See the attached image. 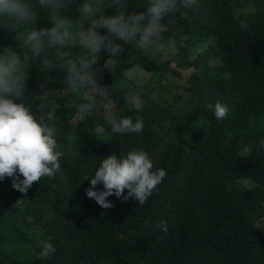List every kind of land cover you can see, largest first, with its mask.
Here are the masks:
<instances>
[{"label":"trees","instance_id":"1","mask_svg":"<svg viewBox=\"0 0 264 264\" xmlns=\"http://www.w3.org/2000/svg\"><path fill=\"white\" fill-rule=\"evenodd\" d=\"M80 3L40 9L34 26L48 27L56 15L75 22ZM144 3L129 0L125 14ZM241 19L248 29L239 27ZM163 23L155 45H123L112 72L99 51L93 68L108 98L81 117L76 106L84 96L68 90L56 50L32 57L18 39L29 25L0 18V47H12L27 67L23 102L55 127L62 153L53 176L25 193L13 189L9 177L0 180V264H222L225 258L264 264V223L252 228L264 220V191L254 187V181L264 184V157L255 164L257 138L264 136V0H198L194 10L180 9ZM159 46L172 55L153 57ZM66 50L73 58L81 52L75 45ZM134 68L149 77L131 79ZM189 68L194 73L179 88L177 70ZM217 102L229 106L223 122L210 109ZM124 116L142 119L141 131L112 132ZM133 148L144 149L165 176L143 205L109 196L112 206L101 208L85 196V176L104 155ZM161 220L167 233L156 227ZM44 239L56 250L42 260Z\"/></svg>","mask_w":264,"mask_h":264},{"label":"clouds","instance_id":"2","mask_svg":"<svg viewBox=\"0 0 264 264\" xmlns=\"http://www.w3.org/2000/svg\"><path fill=\"white\" fill-rule=\"evenodd\" d=\"M68 3L69 0H0V18L29 25V29L18 39L20 47L27 48L32 57L40 55L46 49L56 50L55 62L66 72L65 84L68 90L84 96L76 106L82 117L83 114L96 110L97 100H107L104 97L107 89L98 86L93 68L99 51L103 50L106 56L103 68L112 72L123 51V45L133 44L138 50L155 45L164 28L166 29L164 18L180 9L194 10L198 0H146L142 10L127 14L125 9L129 0H81L80 19L75 22L56 15L50 18V26H34L40 9L54 8L59 11ZM105 8L113 9L112 13L105 14ZM85 22L86 28L83 27ZM239 27L246 30L249 25L241 19ZM100 29L105 34H101ZM74 45L81 50L75 58L66 50ZM161 47L164 46L152 50L151 55L155 57L153 52ZM168 50L173 53L170 47ZM135 70L142 72L138 68L129 70V77L134 80ZM177 71H188L180 78V88L188 83L194 72L193 68ZM27 76V67L21 62L17 52L12 47H0V180L5 176L9 177L11 187L21 193L27 192L33 182L41 177L53 176L60 167L59 158L62 155L57 150L55 127L46 123L43 115H34L23 102ZM184 77L188 78L187 81ZM40 109L43 111V104ZM210 109L217 122H223L229 116L227 104L217 102ZM173 110H176L175 107ZM142 124L140 118L133 120L124 116L112 124L111 130L122 134L139 133ZM210 130L218 132L219 129L212 125ZM257 147L255 164H259L258 156L264 157V136L257 138ZM246 156L248 158H244L245 161L251 158L250 155ZM164 176L165 169L153 168L151 157L142 148H133L122 156L109 153L101 158L91 175L85 176L88 178L85 196L92 198L101 208L112 206L107 199L109 196L122 200L131 198L143 205L157 190ZM254 183L257 193L264 191L263 183ZM98 184L102 185V189L96 188ZM234 201L238 200L234 198ZM263 223L264 220L253 221V230L255 231V226L263 227ZM156 227L164 233L168 231V225L163 220ZM55 250L48 239L41 240L37 257L47 259ZM230 262L231 259L225 258L222 264Z\"/></svg>","mask_w":264,"mask_h":264},{"label":"rangeland","instance_id":"3","mask_svg":"<svg viewBox=\"0 0 264 264\" xmlns=\"http://www.w3.org/2000/svg\"><path fill=\"white\" fill-rule=\"evenodd\" d=\"M169 53V50H168V47H161L158 51H156L155 53L153 52V55L155 56V57H158V58H160V57H164L165 55H167ZM172 55V53L170 54V55H168V56H171ZM167 56V57H168ZM188 71H180V73L182 74V75H185V73H187ZM133 75L135 76V77H133V78H135L136 80H138V81H141V82H144L149 76L148 75H146L144 72H141V71H139V70H135L134 72H133ZM261 92H264V85H263V87H262V89H261ZM104 97H106V98H108V94L106 93V94H104ZM97 98H99V97H97ZM106 102V101H105ZM206 119V115L203 117V120H205ZM202 132L204 133L205 132V123H204V125H203V129H202Z\"/></svg>","mask_w":264,"mask_h":264}]
</instances>
